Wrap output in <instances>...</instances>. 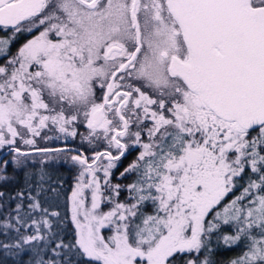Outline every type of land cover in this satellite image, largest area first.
Returning a JSON list of instances; mask_svg holds the SVG:
<instances>
[{
	"label": "snow or ice",
	"instance_id": "1",
	"mask_svg": "<svg viewBox=\"0 0 264 264\" xmlns=\"http://www.w3.org/2000/svg\"><path fill=\"white\" fill-rule=\"evenodd\" d=\"M40 28L9 55L12 37ZM0 30L10 33L0 36V148L17 167L43 157L36 194L25 171L24 187L8 196L19 202L0 220V264H180V254L182 264H217L213 235L218 246L244 244L223 264H264V0H0ZM45 129L80 135L91 156L82 146L38 147ZM135 146L118 177L134 179L112 183ZM60 154L80 169L67 243L60 214L38 199L43 166ZM8 164L0 181L10 179Z\"/></svg>",
	"mask_w": 264,
	"mask_h": 264
},
{
	"label": "rangeland",
	"instance_id": "2",
	"mask_svg": "<svg viewBox=\"0 0 264 264\" xmlns=\"http://www.w3.org/2000/svg\"><path fill=\"white\" fill-rule=\"evenodd\" d=\"M40 30H42V28L33 29V31L31 33L17 34L16 36L12 37V40L9 44V49H10L9 55L15 54L17 52L18 48L23 43H25L28 39H31L33 36L37 35ZM5 35H10L9 31L8 30H0V36H5ZM21 35H26L27 37L21 43V45L17 49L14 50L13 49V47H14L13 43L16 40V38H18ZM50 36L52 38H55L54 34H50ZM5 58L6 57L0 58V64L4 63ZM101 96H102V92L98 88L97 89V97H101ZM86 133H87V129L84 132V134H86ZM44 135L53 136V137L59 136V139L54 138L51 140H45L43 138ZM142 138L144 139V137H142ZM35 139H36L37 146L41 147V148H59V147H64L65 145H67L68 147L70 146L72 148H81V146H82L85 150L89 149V145H87L86 143H84L83 145L81 144V138H79V140L73 142L74 141L73 137L65 138L62 135L56 133L54 130L49 131L48 129H45L42 132V136L36 137ZM17 144L19 147L22 148V150L31 148V146L23 145L19 141V139L17 141ZM103 147H104V145L101 144L100 149H97V150H101ZM132 148L130 149V152L133 150ZM6 149H8L7 146L4 148H0V153ZM139 151H140V149H139ZM129 153H127V154H129ZM71 154L72 153H69L68 155H71ZM91 154H92L91 150L86 151V155L91 156ZM113 154H116L115 150H113ZM64 155L65 154H60L59 159L51 160L47 163V165L43 166L44 170L48 174V176L46 178L47 182H45L43 184V187L45 188L46 191H44L43 193H40L38 199L41 201L43 207L49 208L50 212L51 211H57L60 214L59 220L62 221V223L56 225V227H58L60 229V233H61V236L64 239V241L67 238H69L68 236H70L71 242H74L75 226L73 225V223L71 221V201L69 198L71 196L72 189L75 185L76 177H77L80 169H79V166L74 165L71 162H65ZM42 159H43L42 156H38V155L30 156L27 158V167H24V166L17 167L11 163V155H10L9 151L2 158L0 163H3L4 160L9 161V164L6 166L3 174L9 176L10 179L8 181H0V191H4L7 194L3 198V200H0V205H3L2 207H0V220H4L8 216V214L11 212V210L15 208V204L17 202H19L16 199L9 200L8 196L14 195L17 190L24 187V179H25L24 178V172L25 171H30L33 174L32 180H31V182L33 184L32 192L34 195L36 194L35 193V184L39 180V170L42 167V165L40 164V161ZM132 160L128 159V156H125L124 158H122V160L118 163V166L112 170V172H113V174L111 176L112 183L122 184V182L119 181L120 179H118L119 173L121 171H123V169ZM62 169H68V170H70V172L72 174L74 173V175L72 176V174L70 172L69 173L64 172ZM99 176L101 178V182H103V173L102 172L99 173ZM53 188L56 189L55 193L52 192ZM104 194L108 195L109 193L106 190ZM237 194H239V193H237ZM127 195H128L127 192L125 194L122 192L119 199L121 201H124ZM85 196H86L87 203L90 206V204H91V192L86 190ZM127 202L130 203L131 201H127ZM28 203H29L28 199L25 198L23 201L24 211L28 210L27 209ZM149 204L152 208V205L150 202H149ZM149 204L146 205L147 208L149 207ZM111 207H112V204L105 202L101 205V210L102 211H108ZM147 211H145V212H147ZM11 215L14 216L15 212H11ZM32 218L39 219L40 213L39 212L34 213ZM52 219L55 222L56 218H52ZM137 222H139V221H137ZM29 223H30V220H29ZM228 228L230 231H226V232H231L232 231L231 226H228ZM20 231H21V234H31V229L25 230L24 228H21ZM102 234L105 236L111 235V230L107 229V228L102 229ZM7 235H8V238L11 239L13 236H15L14 230L10 229L8 231ZM4 239H5L4 231L2 228H0V240H4ZM210 246H211V244H210ZM232 248H233V246H232ZM243 248H244V244L241 243L239 246H234L233 252H235L236 254L239 255L242 252ZM0 255H2V250H0ZM22 255H25V254L22 253L21 258H22ZM217 259L219 260V262L226 261L222 255H221V257H218ZM7 260H8V264H19V261L16 258L8 257ZM83 263L87 264L86 258L83 261ZM217 264H218V261H217ZM221 264H223V263H221Z\"/></svg>",
	"mask_w": 264,
	"mask_h": 264
},
{
	"label": "trees",
	"instance_id": "3",
	"mask_svg": "<svg viewBox=\"0 0 264 264\" xmlns=\"http://www.w3.org/2000/svg\"><path fill=\"white\" fill-rule=\"evenodd\" d=\"M26 37H27L26 35H21L18 38H16V40L13 43V45H14L13 49L14 50L17 49L21 45V43L26 39ZM76 128H77V132L78 133H84L86 131V128L84 127V125L82 123H80L79 121L76 123ZM79 138H81L80 135H77L74 138L73 142L79 140ZM138 152H139V147L135 146V148H133V150L129 153V155H127L128 159L132 160L133 158H135V156L138 154ZM62 170L64 172H68V173L70 172V170H68V169H62ZM73 175H74V173L72 174V176ZM119 179H120L119 181H121L123 185H127L128 183L132 182V180L134 179V176L133 175H129V176L125 177V178H119ZM123 193L125 194L126 191L123 192ZM237 193H239V189H236L232 195H236ZM232 195H229L225 199L224 203H228V201L232 199ZM148 204L149 203L145 204V206L143 208V211L145 212V211L148 210L147 212L150 213L152 211V208H151L150 204H149V207L147 208L146 205H148ZM222 207H223V204L220 206V208H222ZM208 218L211 219V217H208ZM226 231H230L229 228H228V225H222V232H226ZM68 237L69 238L66 239L67 241L65 240L66 243L71 241V237L70 236H68ZM210 244H211V247L214 249L213 258L215 259L216 262L218 261V264L223 263V262H219V260L217 259L218 257H221V255L224 257L225 260H228L230 258H234L235 256L238 255L235 252H233L234 246H233V248L232 247H224L222 245L218 246L217 239H216L215 235H213L211 237ZM184 255L185 254H180V256L178 257V260L180 261V264H182ZM196 255H201V258H202L203 253H200V254L192 253V254H189L188 257L192 258V257H194ZM22 259L26 261L28 259V256L27 255H22ZM82 264H84L83 261H82Z\"/></svg>",
	"mask_w": 264,
	"mask_h": 264
},
{
	"label": "water",
	"instance_id": "4",
	"mask_svg": "<svg viewBox=\"0 0 264 264\" xmlns=\"http://www.w3.org/2000/svg\"><path fill=\"white\" fill-rule=\"evenodd\" d=\"M70 147V146H69ZM30 149H25V151H29ZM9 151V149L4 150L3 152L0 153V161L2 158L5 156V154Z\"/></svg>",
	"mask_w": 264,
	"mask_h": 264
},
{
	"label": "flooded vegetation",
	"instance_id": "5",
	"mask_svg": "<svg viewBox=\"0 0 264 264\" xmlns=\"http://www.w3.org/2000/svg\"><path fill=\"white\" fill-rule=\"evenodd\" d=\"M143 137H144V140H147V136H146V134H145ZM133 148H135V147H133ZM133 148H132V149H133ZM129 152H130V150H129ZM129 152H128V153H129ZM5 155H6V154H5ZM114 155H115V154H114ZM127 155H129V154H126V156H127Z\"/></svg>",
	"mask_w": 264,
	"mask_h": 264
}]
</instances>
